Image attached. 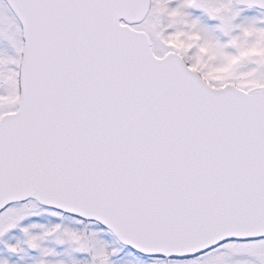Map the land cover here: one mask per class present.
Listing matches in <instances>:
<instances>
[{"label":"snow or ice","instance_id":"obj_1","mask_svg":"<svg viewBox=\"0 0 264 264\" xmlns=\"http://www.w3.org/2000/svg\"><path fill=\"white\" fill-rule=\"evenodd\" d=\"M0 264H264V0H0Z\"/></svg>","mask_w":264,"mask_h":264}]
</instances>
